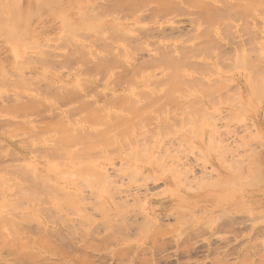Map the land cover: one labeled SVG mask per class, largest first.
<instances>
[{"label":"rangeland","instance_id":"1","mask_svg":"<svg viewBox=\"0 0 264 264\" xmlns=\"http://www.w3.org/2000/svg\"><path fill=\"white\" fill-rule=\"evenodd\" d=\"M194 1L0 0V264H264V0Z\"/></svg>","mask_w":264,"mask_h":264},{"label":"bare ground","instance_id":"2","mask_svg":"<svg viewBox=\"0 0 264 264\" xmlns=\"http://www.w3.org/2000/svg\"><path fill=\"white\" fill-rule=\"evenodd\" d=\"M212 1H213V0H212ZM218 1H220V0H218ZM222 1H224V0H222ZM222 1H221V2H222ZM194 2L197 3L198 5H199V4H200V5H203L202 8L204 7V5H206V2H210V3H208V4H211V5L213 4V2L211 3L210 0H209V1H206V2H203V0H201V3H199V2H200L199 0H197V1L195 0ZM202 2H203L204 4H202ZM224 2H225V1H224ZM245 2H246V3H245ZM222 3H223V2H222ZM242 3H243V6H244V7H247V6H248V5H244V4H247V1H244V2H242ZM208 4H207V5H208ZM215 4H217V3H215ZM215 4H213V6H214ZM240 4H241V2H240ZM200 5H199V6H200ZM211 5H208L209 7H207V9H208L209 11H212V9H213L212 12H214L215 10H217V9L214 10L215 6H214V8H212L213 6H211ZM210 6H211V7H210ZM200 7H201V6H200ZM241 7H242V5H241ZM248 7H249V6H248ZM211 8H212V9H211ZM216 8H217V5H216ZM204 9H205V8H204ZM243 10H245V8H243ZM209 11H208V12H209ZM206 12H207V11H206ZM215 12H217V11H215ZM215 12H214V13H215ZM204 13H205V12H204ZM209 13H210V14H213V13H211V12H209ZM205 14H206V13H205ZM210 14H209V15H210ZM218 14H219V13H218ZM30 15H31V14H29L28 17H29ZM206 15H208V14H206ZM213 15L215 16V14H213ZM213 15H212V16H207V18H208V17H209V18H210V17H214ZM216 16H217V14H216ZM216 16L214 17L215 20H216ZM218 17H219V15H218ZM214 18H211V21H214V22H215V20H212V19H214ZM20 19H21V17H20ZM28 19L30 20V19H31V16H30V18H28ZM217 20H218V19H217ZM218 21H219V20H218ZM11 30H12V29H11ZM98 36H99V35H98ZM262 40H263V39H262ZM261 51H262V49H261ZM261 51H260V52H261ZM242 54H244V56H245V52H242ZM262 54H264V53H262ZM262 54H261V53L259 54L260 57H261ZM166 55H167V54H166ZM166 55H165V56H166ZM239 55L241 56V53H240ZM259 55H257V56H258V60L260 61V57H259ZM169 57H170V56H169ZM169 57H168V58L164 57V59L166 58V59H165V60H166V63H165V64H167V63L170 61L171 63L169 62V66H173L174 63H172V62H174V61L172 60V58L169 59ZM239 58H240V57H239ZM239 58H238V59H239ZM242 58H243V56H242ZM243 59H244V58H243ZM165 60H164V62H165ZM167 60H169V61H167ZM235 60H236V59H235ZM241 61H242V59L240 60V62H241ZM236 62H237V61H235V63H236ZM242 62H243V61H242ZM244 62H246V59H245ZM244 62H243V63H244ZM249 62H250V61H249ZM260 62L262 63V60H261ZM237 63H238V62H237ZM237 63H236V64H237ZM246 63H247V62H246ZM246 63H245V64H246ZM238 64H239V63H238ZM248 64H249V63H248ZM248 64H247V65H248ZM167 65H168V64H167ZM251 65H252L253 67H252ZM251 65L249 64L248 66L251 67V68H256V65H254L253 62H251ZM254 66H255V67H254ZM238 67H239V66H238ZM241 67H242V65L240 64V68H241ZM173 68H174L173 71H176V72H172L171 74L175 73L176 76H177V78L175 77V74H174L173 76H171V75H170V76H171V78L173 77L172 80L177 79V81H176V83H175V80L172 81V82H170V83H173V85L170 84V86H172V88L177 87V86L179 85V84L177 85V83H179L178 80H179V78H181V76H183V74L181 73L182 71H180L181 68H180V70H178L179 68L177 69L176 67H173ZM257 70L260 71V69H257ZM261 70H263V71L261 72V74L264 73V68L261 69ZM183 71H184V70H183ZM186 72H187V71H186ZM164 73H165V72H164ZM166 74H168V73H166ZM256 74L259 75L260 73H258V71H257ZM184 75H185V74H184ZM260 77H261V75L259 76V78L256 77V78L258 79L256 82H259L258 84H256V83H252V84L249 86V95L247 96V97L250 96L249 99H248V100H249V103H250V101H251V100H250L251 97L254 98L252 101H255V102L257 101V102H258V99L260 100V98H261L262 96H264V80L261 82V80L264 79L263 74H262L261 79H260ZM180 80H181V79H180ZM180 80H179V81H180ZM259 80H260V81H259ZM260 82H261V83H260ZM174 84H176L177 86L174 85ZM253 86H254V87H253ZM128 93H132V91L127 92V94H128ZM129 95H132V94H129ZM237 97L239 98L238 100H240V97H239V96H237ZM171 98H172V97L170 96V99H171ZM263 98H264V97H263ZM203 99H204V98H203ZM248 100L246 99V103H244V104H245L244 106H247V105H248ZM234 101H236V100H234ZM252 101H251V102H252ZM260 101H261V100H260ZM262 101H263V99H262ZM199 102H200V101H199ZM257 102H256V104H257ZM260 103H261V102H260ZM253 104H254V103H253ZM258 104H259V103H258ZM133 105H135V104H133ZM204 105H205V104H204ZM250 105H251V103H250ZM254 105H255V104H254ZM259 105H260V104H259ZM259 105H258V106H259ZM262 105H263V104H262ZM126 106H127V108H130V109H131L132 114H133V117H134V119L136 120V119H137L136 117H138V114H137V112H136V113L134 112L135 109L133 108L132 104L130 105V104L128 103V101H127V105H126ZM128 106H130V107H128ZM206 106H207V105H206ZM244 106H242V107H244ZM255 106H256V105H255ZM263 106H264V105H263ZM203 107H204V106H203ZM203 107L201 108V110L203 109ZM247 107L249 108V106H247ZM251 107H252V106H251ZM207 108H208V106H207ZM244 108H245V107H244ZM205 109H206V107H205ZM253 109H254V108H253ZM104 111H105V110H104ZM173 111H174V110H173ZM196 111H197V110H196ZM133 112H134V113H133ZM161 112H162V111H161ZM167 112H168V111H167ZM181 112H182V111H181ZM202 112H203V111H202ZM170 113H173V112L170 111ZM170 113H169V114H170ZM177 113H178V112H177ZM194 113H196V112L194 111ZM197 113H198V111H197ZM205 113H206V112H205ZM134 114H136V116H135ZM160 114H162V113H160ZM162 115H163V114H162ZM182 115H183V114H182ZM205 115H206V114H205ZM207 115H208V112H207ZM166 116H167V115H166ZM196 116H198V115L196 114ZM202 116H204L203 113L201 114V116H199L200 118L198 117V119L201 120ZM239 116H240V115H239ZM104 117H106V116L104 115ZM107 117H108V116H107ZM107 117H106V119H107ZM110 117H111V115H109L108 118H110ZM158 117H159V116H158ZM178 117H180V116L178 115ZM182 117H183V116H181V118H182ZM190 117H192V116H190ZM194 117H195V115H194ZM194 117H192V118L190 119V120H192V123H194V122L197 123V122H198V124H199V120H198V121L196 120L197 117H195L196 119H195ZM164 118H165V117H164ZM166 118H167V117H166ZM166 118H165V119H166ZM184 118H185V117H184ZM184 118H182V119L184 120ZM207 118H208V117L205 116V120H206ZM110 119H111V118H110ZM110 119H109V120H110ZM158 119H159V118H158ZM161 119H162V118H161ZM161 119H160V121L163 123V121H162ZM211 119H212V118H211ZM135 120H134V121H135ZM194 120H196V121H194ZM207 120H208V119H207ZM104 121H105V120H104ZM178 121H179V119H178ZM193 121H194V122H193ZM211 121H212V120H211ZM105 122H106V121H105ZM161 122H159V123H160L159 125L162 124ZM166 122H167V121H166ZM206 122H208V121H206ZM206 122H205V123H206ZM209 123H211V122L209 121ZM181 124H182V123H181ZM198 124H197V126H195V123L193 124V125H194L193 127H195V132H194L193 134L196 133L195 135H196L197 137H199V136H198V133H199V131L201 132V129H202L201 127H203V126L207 127L206 125H208L207 123H206V125H205V124H204V125L202 124V126L199 124V126H201V127H200L201 129H200V128L198 127ZM175 125H176V124H175ZM209 125H210V124H209ZM209 125H208V126H209ZM188 126H191V125L189 124V125H187V127H188ZM157 127H158V125H157ZM159 127H160V126H159ZM183 127H184V126H183ZM187 127H184V128H182V129L185 130V131L187 130L186 133H188V130L191 132V131H192V130H191L192 126H191V127H188V129H187ZM209 127H210V126H209ZM209 127H208V128H209ZM180 128H181V127H180ZM180 128H179V129H180ZM185 128H186V129H185ZM196 128H197V129L199 128V129H198L199 131H197ZM175 129H176V128H175ZM182 129H181V130H182ZM213 129H215V128H213ZM183 130H182V131H183ZM193 130H194V128H193ZM179 131H180V130H179ZM203 131H204V129H203ZM205 131H206V129H205ZM205 131H204V133H203L204 136L206 135L205 133L207 132V131H206V132H205ZM208 131H209V130H208ZM212 131H213V130H212V128H211V133H212ZM214 131H215V130H214ZM214 131H213V132H214ZM174 132H175V131H174ZM177 132H178V131H177ZM177 132H176V133H177ZM190 132H189V133H190ZM178 133H179V132H178ZM184 133H185V132H184ZM189 133H188V134H189ZM211 133H210V135H211ZM93 134L95 135V133H93ZM96 134H97V133H96ZM159 135H160V134H159ZM161 135H162V134H161ZM189 135H192V134H189ZM195 135H194V136H195ZM157 136H158V135H157ZM180 136H181V135H180ZM180 136H178V137L180 138ZM208 136H209V133H208ZM89 137H91V135H89ZM152 137H153V136H152ZM159 137H160V136H159ZM183 137H184V136H183ZM162 138H163V136H162ZM185 138H186V137H185ZM188 138H189V137H188ZM193 138H195V137H193ZM193 138H191V139H193ZM191 139H190V140H191ZM209 139H211V136L209 137ZM149 140H150V139H149ZM151 140H152V139H151ZM153 140H154V138H153ZM155 140H156V138H155ZM181 140H184V139L181 138ZM197 140H198V139H197ZM203 140H204V139H203ZM213 140H214V139H213ZM91 141H92V143H91L92 146H90V143H89V145H88V147H87V151L90 150L89 152H91V148H92V150H93L94 147L97 148V149H99V148H98L99 145L96 143V141H95L94 139H93V140L91 139ZM91 141H90V142H91ZM188 141H189V140H188ZM93 142H94V143H93ZM182 142H183V141H182ZM184 142H186V140H185ZM191 142H192V141H191ZM199 142H200V141H199ZM208 142H209V144H210V141H209V140H208ZM187 143H189V144L191 145L190 142H186V145H188ZM192 143H194V142H192ZM213 143H214V142H212L211 145H214ZM96 144H97V145H96ZM151 144H153V143H151ZM151 144H150V146H152ZM194 144H195V143H194ZM93 145H94V146H93ZM181 145H182V144H181ZM211 145H210V146L207 145V146L211 147ZM100 146H101V145H100ZM183 146H185V145H183ZM193 146H194V145H193ZM214 146H215V145H214ZM214 146L212 147L213 149H214ZM217 146H218V144L216 143V147H217ZM148 147H149V146H148ZM191 147H192V146H189V148H191ZM88 148H89V149H88ZM95 148H94V150H95ZM100 148H101V147H100ZM149 148H150V147H149ZM151 148H152V147H151ZM205 148H207V147H205ZM217 148H219V147H217ZM191 149H192V148H191ZM208 149L210 150L211 148H208ZM215 149H216V148H215ZM146 150H147V149H146ZM209 150L206 149V151H209ZM223 150H224V149H223ZM96 151H97V150L93 151L92 154H93V153H96ZM98 151H99V150H98ZM98 151H97V152H98ZM199 151H200V150H199ZM211 151H212V149H211ZM203 152H205V151H203ZM201 153H202V151H201ZM202 154H203V153H202ZM252 159H253V158H252ZM91 162H92V161H91ZM92 163H93V162H92ZM90 164H91V163H90ZM254 164H255V163H253V164L250 163L249 165L252 167ZM88 165H89V163L86 165L87 168H88V167H89V168H90V167L93 168V169H89V168H88L90 171L93 170L92 172H97L98 174L100 173V176H103V177H104V175H101V173H103V172H102V170H101V167L98 166L97 163H95V164L92 165V166H91V165L88 166ZM257 167H258V166H257ZM257 167H256V166H253V168H254V169H257V170H256V171L254 170V172H253L252 174L250 173V176H252L253 179H255L254 176H256V179L259 178V175L261 176V174H257V173L259 172L258 169H259L260 167L262 168V166H259V168H257ZM229 168H230V167H229ZM229 168H228V169H229ZM261 168H260L259 170H261ZM133 169H134V168H133ZM151 169H152V168H151ZM154 169H155V168H153V170H154ZM230 169H231V168H230ZM135 170H136V169H134V171H135ZM155 170H158V169H155ZM250 170H251L250 172H252V168H251ZM161 171H162V170H161ZM229 171H230V170H229ZM231 171H232V170H231ZM231 171H230V172H231ZM257 171H258V172H257ZM92 172H91V174H92ZM231 173H232V172H231ZM259 173H260V172H259ZM98 174L94 173L93 175H97V176H98ZM254 174H255V175H254ZM231 175H233V173H232ZM257 175H258V177H257ZM97 176H96V177H97ZM250 176H249V178H250ZM92 177H93V176H92ZM94 177H95V176H94ZM233 177H234V176H233ZM252 177H251V178H252ZM251 178H250V179H251ZM262 178H263V177H262ZM92 180H93V179H92ZM101 180H104V178H102ZM257 180H258V179H257ZM259 180H261V178H259ZM259 180L256 181V182H259ZM101 182H102V181H101ZM234 182H235V181H234ZM234 182H233V183H234ZM251 182H252L253 184H252ZM254 182H255V180L250 181V184L253 185V186H254V185L257 186L258 183L255 184ZM204 185H205V184H204ZM235 185H236V184H235ZM96 186H97V189H98V190H99V189H103V187H102V185H100V183H99V185H98V184H97V185L95 184V188H96ZM215 186H217V185H215ZM98 187H99V188H98ZM100 187H102V188H100ZM231 187H234V186L231 185ZM236 187L238 188V191H240V190H239V186L237 185ZM230 189H231V188H230ZM231 190H232V189H231ZM96 192H97V191H96ZM98 192H99V191H98ZM98 192H97V193H98ZM240 192H242V191H240ZM99 193H100V192H99ZM99 193L97 194V195H98L97 197H99V195L101 194V193H100V194H99ZM239 194H240V193H239ZM102 195H104V192H102ZM99 198H100V197H99ZM233 198H234V197H233ZM239 199H240V198H239ZM102 205H103V204H102ZM100 208H101V207H99V209H100ZM102 208H104V205H103ZM102 210H103V209H102ZM12 223H13V221H12Z\"/></svg>","mask_w":264,"mask_h":264}]
</instances>
